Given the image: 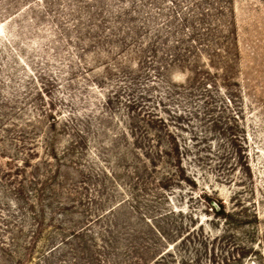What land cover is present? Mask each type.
I'll return each mask as SVG.
<instances>
[{
    "label": "rangeland",
    "instance_id": "374dc122",
    "mask_svg": "<svg viewBox=\"0 0 264 264\" xmlns=\"http://www.w3.org/2000/svg\"><path fill=\"white\" fill-rule=\"evenodd\" d=\"M0 264H264V0H0Z\"/></svg>",
    "mask_w": 264,
    "mask_h": 264
},
{
    "label": "trees",
    "instance_id": "16d2710c",
    "mask_svg": "<svg viewBox=\"0 0 264 264\" xmlns=\"http://www.w3.org/2000/svg\"><path fill=\"white\" fill-rule=\"evenodd\" d=\"M169 135H173L171 134V132H169ZM148 160L152 161L150 158H148ZM168 174V172H166ZM166 178H164L165 180ZM184 182H189V187H192L193 184H190V182L195 183V178L194 176L191 177L190 175H185L183 176V178H181ZM162 187H164V184L162 185ZM203 194V198L204 201L206 202L207 205H209V207L215 211V213L220 214V213H225L224 209H225V205L223 203V200L221 198H217L215 196H213V194L210 192L208 193L207 191L202 192ZM215 197V198H214Z\"/></svg>",
    "mask_w": 264,
    "mask_h": 264
}]
</instances>
